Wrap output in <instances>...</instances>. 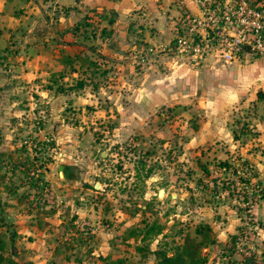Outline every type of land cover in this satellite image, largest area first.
I'll list each match as a JSON object with an SVG mask.
<instances>
[{"label":"rangeland","instance_id":"1","mask_svg":"<svg viewBox=\"0 0 264 264\" xmlns=\"http://www.w3.org/2000/svg\"><path fill=\"white\" fill-rule=\"evenodd\" d=\"M57 4L0 0V264H152L185 235L264 264V139L241 112L212 138L215 53L106 56L101 13Z\"/></svg>","mask_w":264,"mask_h":264},{"label":"crops","instance_id":"2","mask_svg":"<svg viewBox=\"0 0 264 264\" xmlns=\"http://www.w3.org/2000/svg\"><path fill=\"white\" fill-rule=\"evenodd\" d=\"M54 1L58 6L77 4L66 10L69 23L73 22L72 17L81 13L90 15L94 10L101 13L96 24L99 29L106 28L109 32L96 39L102 43L100 52L106 56L110 55L111 45L123 55L124 46L137 48L136 45L164 44L170 38L175 18L181 12L193 10L191 0ZM206 73L212 76V138H221L219 133L226 134L227 138L228 119L241 112L245 124L256 131L258 139H264V56L224 60L212 54V71ZM146 74L151 76V73ZM157 92L162 94L163 91L159 88ZM148 97L146 104L149 106L170 102L173 98L169 95L156 100L153 96Z\"/></svg>","mask_w":264,"mask_h":264},{"label":"built area","instance_id":"3","mask_svg":"<svg viewBox=\"0 0 264 264\" xmlns=\"http://www.w3.org/2000/svg\"><path fill=\"white\" fill-rule=\"evenodd\" d=\"M191 1L193 10L175 18L170 38L161 50L185 57L191 63L208 53L224 60L264 56L262 0Z\"/></svg>","mask_w":264,"mask_h":264},{"label":"trees","instance_id":"4","mask_svg":"<svg viewBox=\"0 0 264 264\" xmlns=\"http://www.w3.org/2000/svg\"><path fill=\"white\" fill-rule=\"evenodd\" d=\"M264 2V0H262ZM14 166L11 168L14 170ZM195 231H199L200 234L208 235L207 231H202L201 228H196ZM201 241L195 240L189 235L183 237L182 243L176 247L175 251L168 255L164 251L156 252V259L152 264H205V257L200 253ZM1 259V255H0ZM245 263H252L251 256H245ZM139 264V263H131Z\"/></svg>","mask_w":264,"mask_h":264},{"label":"water","instance_id":"5","mask_svg":"<svg viewBox=\"0 0 264 264\" xmlns=\"http://www.w3.org/2000/svg\"><path fill=\"white\" fill-rule=\"evenodd\" d=\"M161 193H162V189L160 188V189H158V191H157V195H161Z\"/></svg>","mask_w":264,"mask_h":264}]
</instances>
